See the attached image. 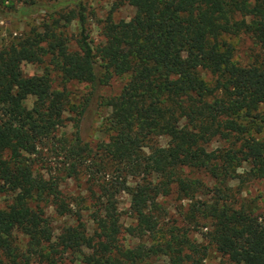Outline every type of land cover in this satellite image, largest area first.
Returning <instances> with one entry per match:
<instances>
[{"label":"trees","instance_id":"trees-1","mask_svg":"<svg viewBox=\"0 0 264 264\" xmlns=\"http://www.w3.org/2000/svg\"><path fill=\"white\" fill-rule=\"evenodd\" d=\"M18 1L26 3L21 14L45 9L51 20L0 48V264H75V257L81 264H145L157 255L168 264H202L207 245L161 224L158 198L172 193L190 201V222L210 225L203 235L227 264H264V214L254 199L237 195L251 179L264 183V0H115L114 8L128 4L134 14L114 20L110 11L94 45L80 1L77 12L57 18L65 1ZM13 4L0 0V8ZM74 19L82 29L71 50L56 29ZM241 33L258 47L246 63L235 60L227 40ZM24 62L44 64L42 74L25 75ZM51 72L61 80L55 86ZM114 77L125 82L104 97L101 88ZM70 81L90 90L71 106L76 135L65 143L58 130ZM101 104L110 108L108 138L91 144L81 123ZM214 138L227 145L209 149ZM81 175L87 195L62 190L63 181ZM120 193L129 195L128 226ZM48 208L74 222L55 232ZM123 233L150 243L126 247Z\"/></svg>","mask_w":264,"mask_h":264},{"label":"rangeland","instance_id":"rangeland-1","mask_svg":"<svg viewBox=\"0 0 264 264\" xmlns=\"http://www.w3.org/2000/svg\"><path fill=\"white\" fill-rule=\"evenodd\" d=\"M36 2L53 4L56 1H65L66 4L59 6L56 12L53 14L54 18H57L60 12H67L71 9L78 11V7L74 1H80L84 8L85 22L83 28L85 29V34L87 39L94 45L101 42V20H104L106 16L111 11L112 18L114 20L119 19H129L134 14V9L128 4L121 5L114 8L115 0H35ZM26 6L23 1L14 0L12 7H2L0 8V48L8 44L13 38L20 37L26 33L31 28H37L43 30L44 23L50 22V16L47 15L46 10L42 9L37 13L30 15H23L19 12V8ZM61 20V24L56 31L61 32L68 42V46L71 50H76L77 40L80 38V32L82 26L78 19H74L69 23H64ZM227 40L234 47V58L239 63H246L251 61L258 50L257 45L253 40L246 34H240L235 36H230ZM22 71L25 75L42 74L44 70V64L37 63H27L24 62L21 65ZM51 76L54 79L53 85H57L61 80L60 77L55 72H51ZM208 78V75H206ZM125 78L114 77L107 85L102 86L101 92L104 97H109L117 95ZM66 89L68 92L69 106L65 111V124L61 126L58 130V136L65 143H68L72 137L76 135V127L74 126V119L76 117V112L71 106L73 104H79L83 99L85 94L90 90L89 86L85 83H78L75 81H70L66 84ZM33 97H29L25 104L27 107H31L33 103ZM72 108V109H71ZM110 108L105 105H100L97 107L96 111L93 113H87L81 123V135L83 139L91 144H95L100 140H107V133L103 129V123L105 118L109 115ZM264 128V124H263ZM262 136H264V130L262 131ZM159 142L165 145L168 142V138L163 136L159 138ZM227 145L226 142L221 139H212L207 147L209 149L221 147ZM41 166V163H39ZM248 167L247 163L243 164L238 170L241 172L243 168ZM194 176L201 178L208 185L212 184V180L203 172L195 173ZM230 185L233 188L238 187V180H230ZM89 183L84 175H81L77 179L67 178L62 182L61 188L67 193L85 196L88 194ZM239 197L246 199H254L258 206L257 212L259 214H264V183L258 179H251L247 181L237 194ZM201 198H207L208 195H199ZM165 212L161 214V223L164 229L171 226H175L179 230H187V235L196 240V242L201 243V245H207V250L204 255L202 264H227V257L222 256L218 253L212 245L208 244L207 239L204 237V233L210 228V225L205 221L199 223V225L190 222L187 219V212L189 210L190 201L187 199H180L175 193L168 196H162L158 198ZM88 204V202H87ZM118 206L122 212L121 222L124 226H128L133 223V218L128 212L129 207V195L126 193H120L118 195ZM47 213L52 217V224L54 226L55 232H59L62 225L71 224L74 222L72 216H57L52 208L47 209ZM84 213V219L88 222V229L90 232L93 230V224L91 220ZM121 242L126 247L134 246L136 244L145 242L150 243V239L147 236L143 238L130 236L127 233H123L121 236ZM78 257V255H76ZM75 264H81L77 261V258H72ZM145 264H168L167 258L165 256H152Z\"/></svg>","mask_w":264,"mask_h":264}]
</instances>
